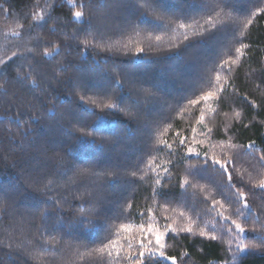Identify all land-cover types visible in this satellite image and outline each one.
<instances>
[{
	"label": "trees",
	"instance_id": "trees-1",
	"mask_svg": "<svg viewBox=\"0 0 264 264\" xmlns=\"http://www.w3.org/2000/svg\"><path fill=\"white\" fill-rule=\"evenodd\" d=\"M261 157L264 0H0V264H264Z\"/></svg>",
	"mask_w": 264,
	"mask_h": 264
},
{
	"label": "snow or ice",
	"instance_id": "snow-or-ice-1",
	"mask_svg": "<svg viewBox=\"0 0 264 264\" xmlns=\"http://www.w3.org/2000/svg\"><path fill=\"white\" fill-rule=\"evenodd\" d=\"M74 15H75L76 18H81L82 17V13L81 12H75ZM80 30L81 31H85L86 29L82 27ZM236 52L240 53L241 49L237 48ZM225 63H227V62H225ZM217 79H219V77H217ZM215 95H216L215 92H211L210 91V92L206 93V95L203 96L201 99L206 101V100H208L209 98H211V97H213ZM192 103H197V101H192ZM108 107L111 108V107H114V106L113 105H108ZM237 115H239V114H237ZM201 119H203V117H201ZM183 143H184V141L181 140V144H183ZM191 151H192V149L189 148V152H191ZM261 159H264V157H261ZM213 163L220 164L219 161H213ZM220 166L222 168L224 167L223 164H221ZM229 180H231V175L230 174H229ZM157 183L159 184L160 181L157 180ZM259 187L264 188V182H262L259 185ZM238 195H239L240 198H243L245 196V193L243 191H239ZM245 207H247V204H245ZM90 222L91 221H89V223ZM231 223L235 226V229H236L237 233H244L245 232V228L240 223H238L236 220H232ZM141 227H143V226H141ZM169 231L176 232L177 229L172 228L171 225H167L163 232H159V231L154 230L152 228L151 224L149 225L148 232L152 236H154V242H153V239H151V238H148L147 243L140 242L139 247H140L141 251L139 252V256L137 258V264H144V261L146 259H148V258H158L160 261H170L171 264H176L175 256L166 255V252H165L166 245H165V243L163 241H164L165 235ZM180 231H186L188 233H192L193 230H192L191 227H189V228H186V229H180ZM200 235L203 236L204 232L201 231ZM211 238L213 240L216 239L215 236H213ZM261 239L264 240V236H262ZM237 250L238 251L244 250V245H243L242 241L238 245V249ZM184 255H187V254L185 253Z\"/></svg>",
	"mask_w": 264,
	"mask_h": 264
},
{
	"label": "rangeland",
	"instance_id": "rangeland-1",
	"mask_svg": "<svg viewBox=\"0 0 264 264\" xmlns=\"http://www.w3.org/2000/svg\"><path fill=\"white\" fill-rule=\"evenodd\" d=\"M170 262V261H169ZM171 263V262H170Z\"/></svg>",
	"mask_w": 264,
	"mask_h": 264
}]
</instances>
